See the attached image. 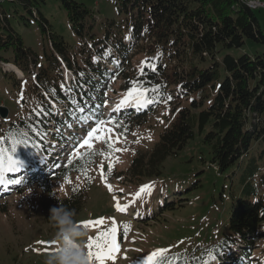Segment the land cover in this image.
<instances>
[{
  "label": "trees",
  "instance_id": "trees-1",
  "mask_svg": "<svg viewBox=\"0 0 264 264\" xmlns=\"http://www.w3.org/2000/svg\"><path fill=\"white\" fill-rule=\"evenodd\" d=\"M60 1L74 31L83 39L75 49L51 29L36 6L39 0L0 1V64L3 72L13 78L15 88H23L26 76L31 77L24 96L33 101L27 116L2 128L0 147L8 154V133L14 132L15 138L25 141L27 146L17 145L13 155L29 163L35 152L47 146L44 141L52 123L57 135L52 134L50 139L61 144L66 133L64 125L83 115L89 114L95 121L111 119L119 126H110L129 135L161 107L166 108L169 114L163 116L168 125L163 126L151 148L136 151L123 177L134 187V197L123 214L130 228L127 234L123 227L119 233L123 243L126 235L136 234L133 225L145 231V226L166 220L170 213L190 202L188 192L202 185L201 177L194 178L202 170L172 179L164 177L162 170L164 161L177 156L191 139L202 135L211 154L204 162L209 161L219 172L242 162L254 141H264V52L239 56L227 52L219 56L223 50L242 46L246 39L264 43V28L248 0H117L119 9L128 15L127 31H107L96 41L94 34L84 38L89 33L87 18L93 17L85 3ZM19 8L26 12L20 14L25 24L30 23L31 14L49 39L51 53H46L45 63L11 25L9 12H18ZM87 38L91 40L84 41ZM132 45L144 52L146 63L141 67L131 65ZM8 63L19 68L24 77L19 79ZM62 64L76 72L75 82L64 80ZM111 79L121 82L120 89L125 93L133 87L138 92L146 89L145 97L151 102L142 98L140 109L128 107L103 116V89ZM81 98L90 100L84 108L78 105ZM93 101L96 103L92 105ZM53 102L66 107V115L56 113ZM73 138L78 149L82 140ZM106 149L104 145L92 147L91 151L106 153ZM88 151L86 147L79 150L83 158L73 156L72 152L65 161L53 160L54 172L32 182L43 193L40 202L50 224L52 207L66 206L75 215L83 209L92 185L91 169L103 158L85 155ZM76 174L84 178L85 186L72 183ZM113 176L107 172V180ZM56 181L70 186L68 195L58 194L53 187ZM143 185L152 186L150 194L146 191L137 198ZM8 209L7 202L0 201V214ZM227 229L219 239L211 233L205 238L197 236L166 255L171 264H253L252 247L256 239L264 238V193L255 199L237 196L227 218ZM209 252L216 257L214 260Z\"/></svg>",
  "mask_w": 264,
  "mask_h": 264
},
{
  "label": "rangeland",
  "instance_id": "rangeland-1",
  "mask_svg": "<svg viewBox=\"0 0 264 264\" xmlns=\"http://www.w3.org/2000/svg\"><path fill=\"white\" fill-rule=\"evenodd\" d=\"M78 1L85 3L93 15V17L87 18L89 22L86 24V29L89 33L84 38L94 34L96 41H99L107 31H127L125 25L128 15L125 11L119 9L117 0ZM36 6L48 19L51 29L62 35L72 49L81 44L83 39L74 31L67 11L60 0H39V2H36ZM22 13H26L23 8H19L18 12H9L11 25L23 37L25 44L33 49L42 62L45 63L46 53H51L49 39L31 14H29L30 23L25 24V21L20 17ZM256 13L264 27V10H256ZM91 24L92 27H90ZM87 40L91 39L87 38L84 41ZM131 48V65L141 67L145 58L144 52L135 49L133 45ZM227 52L235 56L243 53L256 55L264 52V43L246 39L242 46L223 50L219 53V56L222 57ZM105 61L111 69H114L109 59ZM11 65L20 74L19 79L23 78L24 76H22V72H19V68H15L13 64ZM62 66L64 65L62 64ZM63 69L67 82L73 79L76 80L75 71L67 67H63ZM30 80L31 77L26 76L23 88H15L13 78L3 72L0 64V106L7 107L9 111L5 119L0 116V136H2V128L7 123L21 116L23 118L30 112L29 108L33 106V101L24 96ZM121 85V82H114V79L105 83L103 89L105 95L103 97V111L105 116L112 113L116 105L127 94L120 89ZM134 102H129L126 107L134 105ZM54 104L57 108H60V111H64V106ZM168 114L169 111L167 112L166 108L161 107L155 116L150 117L144 125L134 129L129 135H124L114 129L112 133L113 141H116L119 137V142L115 143V147L122 150L111 153L109 159H105V156H103L91 169L92 185L88 191V199L81 212L75 215V220L78 224H81L84 221L104 218L102 228L110 227L113 219L117 222L119 251L115 254L114 260L106 261L105 264H142L144 257L155 249L178 250L187 244V240L194 239L197 236L198 238H205L210 233L219 239L222 237L223 231L228 230L227 218L233 210L235 198L243 196L255 199L258 195L264 193V141H254L242 162H237L224 172H219L209 164V161L204 162V159H210V148L203 142L202 135L198 134L180 150L177 156L168 157L162 167L164 177H167V179L191 175L195 171L202 170L194 177H201L202 185L195 188L193 192H188L190 202L174 211V213H170L166 218L167 221L162 220L152 226H145V231H141L137 224L133 225L136 234H128L125 236L124 242H120L119 233L121 228L125 224H129L125 222L127 219L123 217L124 213L116 210L114 196L122 205L129 206L131 199L134 197L131 194L134 187L130 182L123 179L125 171H127L138 149L151 148L153 143L159 139V132L164 125H168V121L164 119V116ZM91 121L84 123L81 127H77L76 123L73 124L74 128L73 126L64 125L63 130L66 134L70 132L72 135L83 139L86 135L83 132ZM49 130V136L44 141L47 146L42 148L43 150L60 144V141L50 139L52 134L57 135L55 124L52 123ZM102 146H104L103 141H93L94 149ZM76 148V145H71L66 151ZM43 150L35 152L32 156H35L36 159L44 157L63 159L64 155L59 156ZM107 150L105 155H109V150ZM28 154L29 150L26 152V155ZM65 157L68 159L67 154ZM22 159L21 156H18L17 160L25 161ZM45 162L47 163L44 166L45 169L51 166L48 160H45ZM109 162L112 163L114 176L107 180ZM39 172L41 171L33 170L32 173L28 174V176H31L29 180H33L32 177ZM102 173L106 180L102 179ZM72 183L79 186L86 185L84 178L78 174L73 176ZM108 185L112 187L111 192ZM53 187L61 196H66L70 192V186L64 181L54 182ZM121 190L123 191L121 192ZM42 197L43 193L39 186L31 182L26 183L20 191L16 187L0 196V201H6L9 206L7 213L0 214V264H42L44 257L50 250L46 251V245L37 242L44 241L50 244L53 241L52 237L55 231L51 224L45 220L40 202ZM84 229L88 234L85 241L86 248L88 238H95L98 231L102 229L96 227ZM254 244L252 254L255 261L253 262L254 264H264V238L256 239ZM94 264H97V262L94 261Z\"/></svg>",
  "mask_w": 264,
  "mask_h": 264
},
{
  "label": "snow or ice",
  "instance_id": "snow-or-ice-1",
  "mask_svg": "<svg viewBox=\"0 0 264 264\" xmlns=\"http://www.w3.org/2000/svg\"><path fill=\"white\" fill-rule=\"evenodd\" d=\"M146 63L142 62V64ZM155 91V89H153ZM145 92L147 90L139 91L136 87L130 88L125 95V97L120 101L119 104L116 105L115 109L113 111H119V109L125 105H127L131 101H135L137 107L142 106L141 100L144 99L145 102H151L148 101L145 97ZM171 99V97H169ZM113 125L114 127L119 126L116 125L114 121L111 119L108 121L97 119L95 122V126H89V130L87 131L86 137L82 139V141L78 142L79 148L72 153L73 156H77L79 158H83L80 156L79 149H84L85 147L89 150L85 155L88 156H105V159H109L110 154L114 152H119L122 149L116 148L115 143L119 142V137H117L116 141H113L112 139V133L114 131V127H109L108 125ZM8 138H11V147L8 150V154L5 153V149L3 147H0V185L5 184V173L6 172H20V169L22 167V164L19 160H17L14 157V153L17 150V145H25L27 146V143L25 141H21L15 138V133L12 131H9ZM103 141L106 148L109 150V155H105L104 152H93L91 151L93 147V141ZM5 142H7V138H5ZM126 150V149H125ZM69 163L71 164L72 161L69 160ZM112 163L109 162L108 164V173L110 174L112 172ZM102 179L106 180V177H104L102 173ZM7 183L12 184H19V180H8ZM151 185H143L141 186L139 192L136 193V197L139 198L141 194L145 193L146 191L150 194L151 191ZM108 189L111 192L112 187L111 185H108ZM123 190H121L122 192ZM114 200H116L115 207L118 212L124 213L127 211L128 205H122L119 200L116 199L114 196ZM104 225V218L92 220V221H84L81 222V224H78L80 227L84 228H90V227H96L99 230L96 237L88 238V243L86 245L87 248V254L90 260L96 261L97 264H105L106 261L114 260L115 254L119 251V246L117 244V232H118V226L117 222L113 219L111 222L110 227H103ZM130 226L125 224L123 226L124 234H127V231L129 230ZM39 244H45L46 245V251H51L54 245V241L50 242H44L39 241L37 242ZM169 252V249L166 248H159L152 251L150 254L144 257L142 264H171V258L166 255V253ZM209 256L211 259H215L216 257L212 255L211 252H209ZM207 264V262H205Z\"/></svg>",
  "mask_w": 264,
  "mask_h": 264
},
{
  "label": "clouds",
  "instance_id": "clouds-1",
  "mask_svg": "<svg viewBox=\"0 0 264 264\" xmlns=\"http://www.w3.org/2000/svg\"><path fill=\"white\" fill-rule=\"evenodd\" d=\"M74 210L60 205L50 209L49 221L55 229L54 245L42 264H94L85 248L87 232L78 226Z\"/></svg>",
  "mask_w": 264,
  "mask_h": 264
},
{
  "label": "built area",
  "instance_id": "built-area-1",
  "mask_svg": "<svg viewBox=\"0 0 264 264\" xmlns=\"http://www.w3.org/2000/svg\"><path fill=\"white\" fill-rule=\"evenodd\" d=\"M4 1V0H0ZM248 4L254 5L255 9H262L264 10V0H248Z\"/></svg>",
  "mask_w": 264,
  "mask_h": 264
},
{
  "label": "water",
  "instance_id": "water-1",
  "mask_svg": "<svg viewBox=\"0 0 264 264\" xmlns=\"http://www.w3.org/2000/svg\"><path fill=\"white\" fill-rule=\"evenodd\" d=\"M8 108L7 107H5V106H0V116L2 117V118H5V117H7L8 116Z\"/></svg>",
  "mask_w": 264,
  "mask_h": 264
},
{
  "label": "bare ground",
  "instance_id": "bare-ground-1",
  "mask_svg": "<svg viewBox=\"0 0 264 264\" xmlns=\"http://www.w3.org/2000/svg\"><path fill=\"white\" fill-rule=\"evenodd\" d=\"M249 6L250 7H252L253 9H255V6L254 5H251V4H249ZM19 70V72H21V70L20 69H18ZM46 97H47V99H49L50 98V96L49 95H46ZM136 104V103H135ZM21 162V164L23 165V164H27L25 161H20Z\"/></svg>",
  "mask_w": 264,
  "mask_h": 264
},
{
  "label": "crops",
  "instance_id": "crops-1",
  "mask_svg": "<svg viewBox=\"0 0 264 264\" xmlns=\"http://www.w3.org/2000/svg\"><path fill=\"white\" fill-rule=\"evenodd\" d=\"M261 22V21H260ZM261 25H262V23H261ZM262 27H263V25H262ZM264 28V27H263ZM10 66H12L11 64H10ZM12 68V67H11Z\"/></svg>",
  "mask_w": 264,
  "mask_h": 264
}]
</instances>
